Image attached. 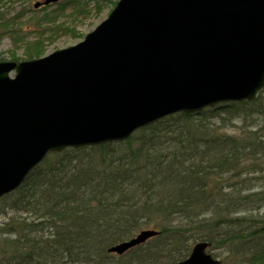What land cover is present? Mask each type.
Returning <instances> with one entry per match:
<instances>
[{"label": "water", "instance_id": "95a60500", "mask_svg": "<svg viewBox=\"0 0 264 264\" xmlns=\"http://www.w3.org/2000/svg\"><path fill=\"white\" fill-rule=\"evenodd\" d=\"M263 86L264 0H118L82 41L0 61V197L49 151L124 139ZM156 233L143 229L108 250ZM207 246L196 242L176 264H217Z\"/></svg>", "mask_w": 264, "mask_h": 264}, {"label": "trees", "instance_id": "16d2710c", "mask_svg": "<svg viewBox=\"0 0 264 264\" xmlns=\"http://www.w3.org/2000/svg\"><path fill=\"white\" fill-rule=\"evenodd\" d=\"M255 101L207 107L195 116L175 113L120 144L51 153L2 199L13 198L23 215L0 226V264H174L197 240L218 247L233 235L244 237L239 231L250 227L247 219L215 209L210 181L243 165L244 157H264L261 133L218 134L209 118ZM251 220L256 227L246 237L256 247L249 264H264V218ZM232 224L238 230L230 234L225 227ZM146 227L159 233L122 255L107 251Z\"/></svg>", "mask_w": 264, "mask_h": 264}, {"label": "rangeland", "instance_id": "374dc122", "mask_svg": "<svg viewBox=\"0 0 264 264\" xmlns=\"http://www.w3.org/2000/svg\"><path fill=\"white\" fill-rule=\"evenodd\" d=\"M36 1L0 0V60L37 58L81 41L107 17L117 0H56L42 8L33 6ZM257 101L237 113L231 111L232 115L222 110L218 117L209 118L216 133L235 137L241 136L245 129L257 130L261 133L258 140L264 144V91L259 93ZM259 156L257 153L244 157L239 160L243 165L217 173L210 181L215 209L230 210L227 217L246 218V225L250 226L245 233L239 231L244 237L233 235L229 242L209 247L208 251L221 260L220 264H249L256 247L255 240L246 236L256 227L251 219L264 218V157ZM241 168L243 171L239 173ZM20 215L23 214L13 206V198L0 200V226ZM233 225L226 226L225 231L235 233L238 227ZM215 234H220L217 240L224 237V231L217 230ZM260 244H264V232Z\"/></svg>", "mask_w": 264, "mask_h": 264}]
</instances>
